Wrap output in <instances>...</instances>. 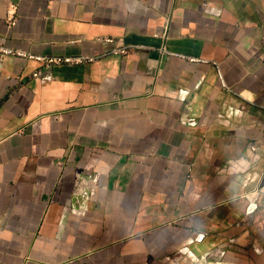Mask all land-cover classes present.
<instances>
[{"label":"crops","instance_id":"crops-1","mask_svg":"<svg viewBox=\"0 0 264 264\" xmlns=\"http://www.w3.org/2000/svg\"><path fill=\"white\" fill-rule=\"evenodd\" d=\"M0 45L93 60L0 59V264H264V0H0Z\"/></svg>","mask_w":264,"mask_h":264},{"label":"built area","instance_id":"built-area-1","mask_svg":"<svg viewBox=\"0 0 264 264\" xmlns=\"http://www.w3.org/2000/svg\"><path fill=\"white\" fill-rule=\"evenodd\" d=\"M11 15L12 14L9 13L8 22H9V25L13 26L16 24L17 20H16L15 15H12V17H10ZM105 43L106 44H112L114 42L111 39H106ZM130 50L131 49H115L112 51V54L127 55L130 52ZM7 57L21 58V59H27L30 61L39 62L43 65V67L46 68L47 71L54 66L82 64L85 61L93 62L92 59H84V58H79V57L78 58H72V57H53V58L38 57V56L31 55V54H29L25 51H22V50L9 49L3 45H0V59L3 60V59H6ZM47 71H44L42 69L37 70L33 74V78L34 79L47 80L50 78V76L47 75L48 74ZM252 149L255 150L254 147H252ZM88 190H90V189H88ZM77 192H79V195L86 196L87 200H90L92 198V196L89 195L90 191H87L86 188H82L80 186V187H78Z\"/></svg>","mask_w":264,"mask_h":264},{"label":"rangeland","instance_id":"rangeland-1","mask_svg":"<svg viewBox=\"0 0 264 264\" xmlns=\"http://www.w3.org/2000/svg\"><path fill=\"white\" fill-rule=\"evenodd\" d=\"M91 191H92V190H90L89 195H90V196H93V194H91ZM90 201H91V200H89V202H87V203L83 202V203H77L76 205H73V206L76 207L75 209H77V210H75V211H81V212L87 211L88 208L90 207ZM198 238H200V237H197V239H198Z\"/></svg>","mask_w":264,"mask_h":264}]
</instances>
